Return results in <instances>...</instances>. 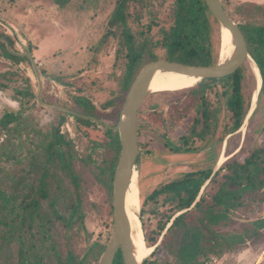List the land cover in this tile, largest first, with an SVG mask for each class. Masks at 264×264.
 I'll return each mask as SVG.
<instances>
[{"label":"trees","instance_id":"obj_1","mask_svg":"<svg viewBox=\"0 0 264 264\" xmlns=\"http://www.w3.org/2000/svg\"><path fill=\"white\" fill-rule=\"evenodd\" d=\"M54 1L62 8L71 0ZM138 1L141 2L116 0L109 20L114 29L101 40L118 36L125 50V71L118 93L121 99L106 103V107L113 105L117 110L116 122L130 86L147 63L167 59L212 65L218 61V49L211 35L219 26L204 0H175L170 24L159 27L157 39L150 31L152 24L136 31L129 23L128 9L132 2ZM230 1L222 0L231 18L253 16V10L264 6V3L241 2L229 12ZM240 26L249 53L259 68L264 93V24L249 21ZM0 50L14 63L26 58L15 54L1 41ZM6 74L7 71L2 75ZM251 74L255 82L253 73L244 65L228 78L213 80L210 92L216 85L221 90L210 97V102L204 87L185 92L196 99L193 112L198 115L187 126L185 118H178L181 119L175 126L188 127V134L181 137L178 145L164 137L167 150L185 153L193 150L186 145L193 143L197 136L211 142L219 132L221 140L235 134L251 108L252 93L247 91ZM6 87L7 84L0 83V90ZM20 94L25 97L18 99L22 107L35 98L29 87ZM81 106L84 115L96 117V109L88 102ZM22 113L6 112L0 118V264H98L107 244L94 241L86 226L88 185L91 180L96 181L110 197L113 195L120 151L118 131L108 128V157L100 161L93 159L92 152L77 150L74 141L58 126L40 127L30 114ZM138 120L139 137L148 124L143 110ZM79 121L86 125L92 122L90 118H79ZM157 129L154 124L147 128L154 134ZM209 180L215 187L210 195H201V189ZM163 195V203L158 206L157 200ZM149 199L156 202V206L149 212L146 201L141 217L149 212L157 220L146 242L155 246L170 222L171 225L152 253L153 256L159 251L157 257L166 253V258H148L144 264H168L169 260L173 264H214L213 261L228 253L240 252L258 242L264 234V216L233 228L241 210L264 203V144L253 148L242 159L236 155L228 159L216 172L210 167L184 173L159 186ZM163 205L169 208L160 211L158 207ZM177 213L180 214L175 216ZM113 264H123L121 250Z\"/></svg>","mask_w":264,"mask_h":264},{"label":"rangeland","instance_id":"obj_2","mask_svg":"<svg viewBox=\"0 0 264 264\" xmlns=\"http://www.w3.org/2000/svg\"><path fill=\"white\" fill-rule=\"evenodd\" d=\"M174 2L175 0L132 2L128 9L131 13L129 23L136 31L152 24L150 31L157 39L159 27L170 24ZM239 3V0L226 3L228 11L233 12ZM115 5L116 0H71L61 8L54 0H0V37H9L12 44L8 46L12 51L21 54L31 52L34 60L26 56L14 63L4 58L0 52V83L7 84L5 89L0 90V118L6 112L22 111L23 115L28 113L40 127L45 128L50 124L58 126L62 133H66L74 141L77 150L92 152L93 159L101 161L108 157L106 150L110 138L107 126L117 125V110L106 107V103L121 99L118 93L125 71V50L119 44L120 38L111 35L101 41L110 29H114L109 20ZM253 12V16L236 15L232 19L239 24L249 21L264 24V6L261 10L256 9ZM215 29L211 36L215 48L218 49L219 61L222 50L221 28L219 26ZM34 63L38 66L37 69ZM245 65L256 78L254 82L252 74L249 75L250 82L247 84V91L252 93L253 104L255 92L258 90L253 112L235 134L228 135L223 140L220 139V132L211 142L195 137L194 143L186 145L194 148L195 151L192 152L170 153L164 146V137L176 145L180 144L181 136L188 134V127L180 128L175 125L182 117L185 118L186 126L190 125L198 115L193 112L196 110V99L185 92L204 87L210 102V97H214V93L221 90L220 86L216 85L211 93L210 83L202 80L191 89L160 91L148 95L141 107L143 118L148 124L138 137L142 151L137 158L140 213L146 201L148 205L145 206L149 212L156 206V202L150 200L149 196L159 186L192 171L213 167L216 172L228 159L235 155L242 159L253 148L264 144L262 82L258 88L254 62L248 61ZM6 71L8 74L3 76ZM28 87L35 94V98L22 107L18 99L25 97L20 92H24ZM39 94L42 99L37 98ZM80 95L87 97L95 105L96 120L90 125L63 113V110L75 106L74 97ZM179 117L181 118L178 119ZM151 124L158 128L156 135L147 130ZM196 130L199 132L200 126ZM94 144L98 146L94 148ZM214 187L215 184H210L209 180L200 194L210 195V190ZM88 196L87 229L94 241L108 244L113 232V195L110 197L101 184L91 180ZM163 197L164 195L157 200L158 206L162 205ZM193 206L194 204L191 207ZM158 208L163 211L169 207L163 205ZM149 212L143 218L140 215L145 242L157 220L153 215H149ZM178 214L180 213L175 216ZM263 216L264 203L251 205L236 215L233 228ZM146 246L154 247L147 242ZM262 248L264 234L258 242L250 245L248 250L245 249L242 260L239 258V252H234L217 261L218 264H248V261L255 264L252 259ZM152 253L153 251L146 259L166 258V253H160V257H157L159 251L153 256ZM251 257L253 258L249 260ZM167 263L173 264V261L169 260ZM259 264H264V257Z\"/></svg>","mask_w":264,"mask_h":264},{"label":"water","instance_id":"obj_3","mask_svg":"<svg viewBox=\"0 0 264 264\" xmlns=\"http://www.w3.org/2000/svg\"><path fill=\"white\" fill-rule=\"evenodd\" d=\"M204 2L212 17L219 24L221 31L226 29L231 34L234 47L232 55L226 61L219 60L212 65H197L158 59L147 63L136 76L126 94L117 125L115 126L119 134L120 151L113 179V232L98 264H113L119 250L122 252L123 264H144L147 258L138 263L134 255L130 230L126 221L125 200L134 170H137V158L140 154L138 118L143 103L148 95L153 93L149 91L150 80L157 74L171 73L211 83L213 80H222L230 77L248 61L254 62L249 53L248 44L240 24L227 14L222 0H204ZM26 56L33 60L31 52H28ZM254 64L256 65L255 62ZM34 66L37 67L35 63ZM38 98L40 99V94ZM252 108L253 103L244 124L253 112ZM170 225L171 223L167 227ZM141 231L143 234L142 223ZM144 243L146 245L145 238ZM156 246L152 247V251H154Z\"/></svg>","mask_w":264,"mask_h":264},{"label":"bare ground","instance_id":"obj_4","mask_svg":"<svg viewBox=\"0 0 264 264\" xmlns=\"http://www.w3.org/2000/svg\"><path fill=\"white\" fill-rule=\"evenodd\" d=\"M222 50L220 53V60L226 61L233 52V41L232 36L226 29H222ZM255 75L257 76L258 88L261 84V75L258 67H255ZM256 80V78H255ZM201 79H195L193 77H186L178 74L163 73L157 74L149 82L150 92H164V91H180L184 89H191L195 87ZM258 90L254 95V104L257 101ZM139 188H138V172L134 170L130 186L126 193L125 200V214L128 228L130 230L131 242L134 255L140 263L144 258H146L152 248L147 247L144 243L143 234L141 231V222L139 216Z\"/></svg>","mask_w":264,"mask_h":264},{"label":"flooded vegetation","instance_id":"obj_5","mask_svg":"<svg viewBox=\"0 0 264 264\" xmlns=\"http://www.w3.org/2000/svg\"><path fill=\"white\" fill-rule=\"evenodd\" d=\"M8 39L11 41V39L9 38V37H7L6 35H4V36H2V37H0V41L1 42H4L6 45H7V47L9 48V46H8V44L11 46V44L9 43V41H8ZM12 42V41H11ZM10 49V48H9ZM11 50V49H10ZM1 51V50H0ZM12 51V50H11ZM14 52V51H13ZM15 54H17V55H20V56H24V57H26V54H21V53H17V52H14ZM3 56V55H2ZM4 57V56H3ZM5 58V57H4ZM21 61V60H20ZM19 62V61H18ZM36 64V63H35ZM37 66V65H36ZM35 67V66H34ZM35 68H38V66L37 67H35ZM37 98H38V96H37ZM39 99V98H38ZM40 99H42V97H40ZM117 101H118V99H117ZM116 101V102H117ZM83 102H88L90 105H92L94 108H95V105L92 103V102H90L88 99H87V97H85V96H76V97H74V107H72V109H71V107H69V108H67V109H65V111L63 110V113L64 114H69V115H71V116H73L75 119H77V120H79V118H85V119H89L90 118V120L93 122L94 120H96V117H93V116H88V115H84L83 114V107L81 106L82 105V103ZM112 103H115V102H113V101H111ZM107 107H111V108H113V105H111V106H107ZM63 108H65V107H63ZM139 119V118H138ZM108 128H115V127H111V126H107ZM107 128V129H108ZM138 128H139V120H138ZM180 128H182V127H180ZM182 137V136H181ZM194 143V142H193ZM192 148V147H191ZM193 150H191V151H188V152H192V151H195L194 150V148H192ZM188 152H185V153H188ZM171 153V152H170ZM172 154H183V153H173L172 152Z\"/></svg>","mask_w":264,"mask_h":264},{"label":"crops","instance_id":"obj_6","mask_svg":"<svg viewBox=\"0 0 264 264\" xmlns=\"http://www.w3.org/2000/svg\"><path fill=\"white\" fill-rule=\"evenodd\" d=\"M239 2H253V3H257V4H263L264 3V0H258V1H256V0H239ZM248 248V247H247ZM247 248H244V251L243 250H241L240 252H239V255H240V257L239 258H241V260L243 259V256H245V249L246 250H248ZM237 254V253H236ZM264 257V248H262V249H260V251L257 253V255L254 257V259H252L253 257H251V258H249V260H254V262H255V264H259L260 263V261H261V259ZM257 261V262H256ZM216 262V264H218V261L216 260L215 261ZM214 262V263H215ZM251 262L250 261H248V264H250Z\"/></svg>","mask_w":264,"mask_h":264}]
</instances>
